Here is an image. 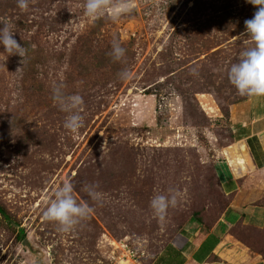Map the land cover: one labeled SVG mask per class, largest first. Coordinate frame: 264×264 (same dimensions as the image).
Returning a JSON list of instances; mask_svg holds the SVG:
<instances>
[{
	"label": "rangeland",
	"instance_id": "rangeland-1",
	"mask_svg": "<svg viewBox=\"0 0 264 264\" xmlns=\"http://www.w3.org/2000/svg\"><path fill=\"white\" fill-rule=\"evenodd\" d=\"M232 182L264 261V0H0V264H159Z\"/></svg>",
	"mask_w": 264,
	"mask_h": 264
},
{
	"label": "crops",
	"instance_id": "crops-1",
	"mask_svg": "<svg viewBox=\"0 0 264 264\" xmlns=\"http://www.w3.org/2000/svg\"><path fill=\"white\" fill-rule=\"evenodd\" d=\"M234 187L233 182L228 183L226 193L231 203L208 231L190 230L181 245L180 264H264L263 259L242 246L232 232L237 222L253 221L261 215L258 206L237 202L242 186Z\"/></svg>",
	"mask_w": 264,
	"mask_h": 264
},
{
	"label": "trees",
	"instance_id": "trees-1",
	"mask_svg": "<svg viewBox=\"0 0 264 264\" xmlns=\"http://www.w3.org/2000/svg\"><path fill=\"white\" fill-rule=\"evenodd\" d=\"M0 213L5 215L6 217L8 216L5 212V210L1 206H0ZM181 250L182 249H180V248L177 249L174 246L168 247V252L162 256L161 255L159 256L160 263L162 262V260L165 261V258H166V259H169L168 262L170 261V264H174V262L176 261V256H177L178 259L175 262V264H180V252H181Z\"/></svg>",
	"mask_w": 264,
	"mask_h": 264
}]
</instances>
